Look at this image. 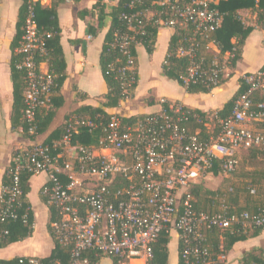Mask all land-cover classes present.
<instances>
[{"label":"built area","instance_id":"obj_1","mask_svg":"<svg viewBox=\"0 0 264 264\" xmlns=\"http://www.w3.org/2000/svg\"><path fill=\"white\" fill-rule=\"evenodd\" d=\"M26 1L25 32L18 51L23 55L20 66L26 70L27 82L23 113L30 133L36 134L37 114L50 107L57 76L44 67L49 55L45 39L52 34L47 35L39 27L37 7L43 0ZM128 1L135 8L147 0ZM152 3L161 9L126 15L131 32L118 37L126 58L117 75L122 84V101H130L139 81L133 48L139 36L147 33V25L186 31L164 64L173 55L186 57L187 87L191 82H201L213 91L222 85L234 54L223 52L221 42L214 37L223 21L217 7L220 0ZM237 16L244 26L264 30V16L251 20L240 13ZM205 53L213 55L210 62ZM225 55L228 58H223ZM241 79L247 89L236 100L232 114L218 120L222 128L217 136L211 133L206 137L200 127L193 130L187 124L196 119L213 131L216 114L207 115L206 121L183 102L163 97L158 111L139 117L134 124L126 125L117 113L107 124L90 115L72 114L66 120L62 139L54 143V147L62 148L57 156L51 154V146L45 142L18 148L6 170L7 182L0 196V244L10 234L6 224L19 218V209L28 200L22 175L46 173L48 180L41 193L48 205L60 213L61 218L52 223L53 234L60 244L70 246L69 264H87V251L116 258L118 264H160L154 262V244L165 230L178 232L183 264H223L227 258L223 237L214 249L207 232L213 228L231 232L264 228V208L245 211L240 216L198 211L190 189L217 161L223 172L230 174L239 167L240 150L258 147L264 152V132L251 126L264 118V102L255 101L256 94L264 92V69L245 73ZM82 129L102 130L101 145L73 144L74 134ZM62 173L68 176V183L62 182ZM23 218L26 221L27 214ZM14 264L64 263L59 259L20 256Z\"/></svg>","mask_w":264,"mask_h":264},{"label":"trees","instance_id":"obj_2","mask_svg":"<svg viewBox=\"0 0 264 264\" xmlns=\"http://www.w3.org/2000/svg\"><path fill=\"white\" fill-rule=\"evenodd\" d=\"M264 8V0H220L217 6L223 15V21L221 27L215 32L214 37H216L222 44V51H232L234 56L230 61V66L235 67L237 62L241 59L242 49L246 38L249 36L252 27H246L238 19V10L241 8H254L257 7ZM56 6L52 8H43L42 6L37 7V19L39 27L44 33H51L50 37H46L45 44L49 50L48 63L50 70H52L57 78V87L55 88L52 103L48 108H42L37 114L36 120V134L30 133L29 123H27L24 117V107H25V90L27 87L26 82V70L21 67L20 64L23 61V55L17 51L20 47L22 36L24 34V25L27 15V1L25 0L23 5L20 7L19 19L17 22V33L12 41V59H11V74L13 80V105L11 113V125L14 130L22 128L23 134L26 138L30 140H36V137L43 135L48 132L54 119L57 115V111L65 103L64 97L60 94V87L65 80L66 71V61L64 58V53L61 47V26L57 17ZM94 8L99 11V26L104 22V19L109 15L111 17V26L106 33L105 40L103 43V49L101 53V68L105 77V81L108 87V92L106 94V101L102 105H83L76 110L79 114L86 113L97 121L107 124L112 116L115 114L114 109L120 106L123 100L122 84L117 79L119 74V69L124 65L126 58L124 57L121 47L119 44L118 37L125 32H131L129 28V21L126 15L132 14L134 12L150 9L151 11H158L161 6L152 3V0H147L143 6L137 5L135 8L129 6L128 0H119L118 4L113 7L111 12H106V6L103 0H99L95 3ZM264 16V11L259 14L260 19ZM90 33L96 32V27H89ZM158 28L152 25H147V33L139 36L138 43L133 48L134 55L136 56V72L138 77V52L137 48L142 45L151 54L154 51L155 37L157 35ZM186 31L179 29L173 30L171 40L168 47V54L175 51L177 45L181 44V39H183ZM46 35V36H47ZM237 38L236 43L233 39ZM185 42V40H182ZM166 55V57H167ZM207 61L210 62L213 58L211 53H205ZM114 65V66H113ZM113 66V68H112ZM188 66V59L186 57L178 58L175 55L169 58L168 64H163V74L168 78L176 80L181 86H183L189 93H210L212 90L206 85L191 82L189 86H186L184 76L186 75ZM264 69V66L262 67ZM227 79L223 80V83ZM137 87V83L135 84ZM247 86L245 85L243 79L240 80V88L233 95V97L223 106V108L217 110L216 118L213 119V131L207 130L203 122H197L196 119L190 120L187 124L191 125V128L195 130L200 127L203 131V135L208 137L211 133L213 136H217L221 131V125L218 120L227 118L232 114L234 105L238 97L245 92ZM134 97V92L132 94ZM255 101L264 102V95L256 94ZM193 113H197L202 119L208 120V112H204L197 108H191ZM145 114H135L130 116H121L123 122L127 125L128 123L134 124L139 117ZM264 119V118H263ZM264 127V123L262 124ZM66 132V125L54 129L48 137L45 139V143L51 146V154L57 156L62 152L61 147H54V143L62 139L64 133ZM104 132L102 130H96L90 132L88 129H82L80 133L74 134L73 144L80 143L86 146H100ZM250 152L248 156H244L240 160L239 167L236 171L230 174H234L242 167H247V170H241L242 179L239 183L235 184L232 180V176L224 178L217 189L208 188L202 181V179L208 174L202 176L197 183H195L190 191L194 196V208L198 211H204L209 213L224 212L229 215L236 214L240 216L243 212H257L259 209L264 208V194L261 193V189H264V152L258 148L254 147L249 149ZM240 150L238 154L241 152ZM258 156L262 157L261 160ZM259 160V161H258ZM223 172L221 164L217 161L213 168L209 170V173L219 175ZM33 175L29 173H24L22 175V183L25 195L27 196L31 190L30 179ZM62 182L68 183L69 178L66 174H60ZM4 182H7V175L5 173ZM255 189L256 192L253 193L252 190ZM257 189L259 192L257 193ZM31 203L29 200L24 202L23 206L19 209V218L10 221L6 226L10 230V234L7 240L0 244V248L8 246L10 244L23 241L28 237L33 235L34 232V212L33 209H27ZM50 219L48 223V228L51 234H53L52 223L61 218L58 210L49 205ZM27 214V220L25 221L23 215ZM264 231V228L259 227H248L246 232H231L230 230H220L218 228H213L207 232L208 242L210 245L217 249L220 246L221 238L223 237L224 250L230 252L233 246L240 241H246L250 238L258 237ZM55 247L50 256H48V261L59 259L64 264H69L71 260L70 246L62 245L58 242L54 236ZM171 240V232L163 231L158 241L154 244V262L160 264H168L169 261V243ZM181 243V242H180ZM181 246V244H180ZM181 251V249H180ZM181 256V252H180ZM85 258H89L88 264H94L96 261L95 253L84 254ZM18 257L13 259H1L2 264H14ZM115 259V264H118V260ZM180 264L182 259L180 257ZM240 264H264V248L255 247L247 250L243 253L240 259Z\"/></svg>","mask_w":264,"mask_h":264},{"label":"crops","instance_id":"obj_3","mask_svg":"<svg viewBox=\"0 0 264 264\" xmlns=\"http://www.w3.org/2000/svg\"><path fill=\"white\" fill-rule=\"evenodd\" d=\"M24 1L0 0V196L6 170L18 148L29 146L33 142H44L54 129L62 124L66 125V120L72 114H79L74 110L83 105H102L106 101L108 92L101 68V53L106 33L111 26V17L108 15L103 24L99 26V11L94 8L95 3L99 0H43L40 5L43 8H52L57 5V17L62 30L61 47L66 61L65 80L60 87V94L64 97L65 103L57 111L48 132L36 137V140L26 138L22 128L17 130L12 128L11 113L14 88L11 74V44L17 33L19 11ZM118 2L119 0H103L106 12H111ZM263 11L264 8L257 4V7L254 8H241L238 13L251 20L258 17ZM90 26L96 27L95 33L89 32ZM172 34V29L160 26L154 38L155 47L151 54L144 46H138L139 81L134 91V98L127 102L121 101L120 106L114 109L115 113L130 116L155 112L161 107L160 99L167 97L171 100L181 101L190 108H197L208 113L213 111V115H215V112L223 108L238 91L243 74L256 71L264 66V30L254 28L245 40L241 59L235 67H228L227 80L210 93H189L176 80L163 74V64ZM90 36L92 37L90 38ZM223 58H228V55ZM45 66L48 68L49 63H45ZM131 100L136 108L129 107L128 103ZM263 123L264 119L253 122L251 126L264 132ZM249 152L250 150L242 149L238 154L239 159L248 156ZM260 158L258 156V159ZM222 175V173L213 174V188L210 189H217L220 186L224 177ZM216 178H219L218 184L215 183ZM47 180L46 173L33 175L30 179L31 190L27 199L32 205L35 216L33 235L23 241L0 248V259L10 260L20 256L47 258L51 255L55 247V240L48 228L49 205L46 202V197L41 193ZM40 225L45 228L43 234L38 230ZM263 238L264 231L258 237L237 242L233 249L226 253L227 258L223 264H240V259L245 251L264 246ZM180 242L178 232L171 231L168 264H180ZM90 252L93 253L87 251L85 254ZM94 253L96 255L94 264H115L113 257ZM87 259L89 260L88 257ZM134 264H141V262L135 261Z\"/></svg>","mask_w":264,"mask_h":264},{"label":"rangeland","instance_id":"obj_4","mask_svg":"<svg viewBox=\"0 0 264 264\" xmlns=\"http://www.w3.org/2000/svg\"><path fill=\"white\" fill-rule=\"evenodd\" d=\"M173 88V87H172ZM174 89H176V87L174 86ZM134 97H132L131 99H133ZM132 103V104H131ZM128 105H130L129 107L132 109V108H136V106L134 105V103L132 102V100H131V102L130 103H128ZM211 112H213V111H211ZM262 158V157H261ZM261 158L259 159V160H261ZM258 160V161H259ZM249 166V165H248ZM248 166H246V167H242V166H240V168H239V170L237 171V172H235L234 174H227V173H225V172H222V176H224L223 177V179L224 178H227V177H230V176H232V180H233V182L235 183V184H237V183H239L240 181H241V179H242V176H241V170H247V167ZM227 176V177H226ZM220 178V177H219ZM219 178H216V184H218V179ZM202 181H203V183L207 186V187H209V188H213V174L212 173H208L203 179H202ZM259 192V190L257 189V193ZM261 193L262 194H264V189H261ZM39 230V232L41 233L42 232V234H43V232H44V230H45V228H42V226L40 225V228L38 229ZM43 237V236H42ZM263 244H264V238H263V242H262ZM261 243V245L263 246V244ZM264 247V246H263Z\"/></svg>","mask_w":264,"mask_h":264}]
</instances>
